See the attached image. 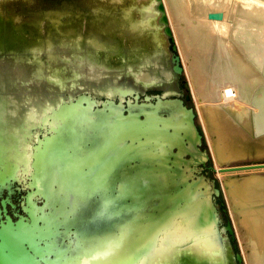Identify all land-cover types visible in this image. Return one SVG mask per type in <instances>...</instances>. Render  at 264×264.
I'll return each instance as SVG.
<instances>
[{
  "label": "water",
  "instance_id": "water-1",
  "mask_svg": "<svg viewBox=\"0 0 264 264\" xmlns=\"http://www.w3.org/2000/svg\"><path fill=\"white\" fill-rule=\"evenodd\" d=\"M176 49L178 77L184 68ZM12 51L7 44L6 55ZM7 59L0 68L13 67ZM36 85L20 84L25 94L45 90ZM136 90L118 84L101 106L87 94L64 103L84 108L67 127L51 119L57 109L46 110L53 133L32 153L30 216L0 233V264H228L223 231L234 236V229L230 221L221 227L213 195L222 190L199 166L211 154L194 107L176 91L154 102ZM58 136L65 141L54 146Z\"/></svg>",
  "mask_w": 264,
  "mask_h": 264
},
{
  "label": "rangeland",
  "instance_id": "rangeland-1",
  "mask_svg": "<svg viewBox=\"0 0 264 264\" xmlns=\"http://www.w3.org/2000/svg\"><path fill=\"white\" fill-rule=\"evenodd\" d=\"M150 1L152 0H134L133 2L136 4L134 11L140 12ZM238 2L239 0H212V3L203 6L196 3L195 0H178L179 10L169 0H164L162 3L167 9L169 24L173 30V40L165 35L163 25L161 24L160 33L162 41L160 46L141 50L140 57L134 61H129V58H125V63L122 64L123 66L117 62L113 64L106 63L104 58L98 60L96 55L90 53L93 59L89 58L90 55L86 54L84 60H87V64L85 66H73L67 61L63 62L62 69L58 72L60 80L52 79L56 82L53 85H47L45 83L46 79L51 80V70L48 67L36 69L33 82H31L33 83L32 85L37 84L38 86H35L37 88L43 86L49 89L54 88L55 92H52L50 96L57 97L63 94L80 93L78 89H81L86 83L85 86H88V88L89 85H91V91L94 92L96 90L98 92V85L103 83L101 85H106L111 89L118 84L134 86V88L137 89L136 91L139 92V96L140 93L142 95L149 93L150 96L154 98L156 95L168 91L169 89L167 87L169 85L161 81L146 83L144 80L138 78V73L136 74L135 71H131L129 66L135 70L137 68L148 69L152 75H155L158 73L160 67L156 62L155 64L153 63L156 59V61H164L166 67L170 68L172 67L171 57L173 44H176L177 49L175 51L180 56V61L184 70L178 77L177 74L174 75L170 89L173 92H178L181 97L185 98L189 107H194L199 129L201 133L204 134V144L202 148L207 149L211 154V159L206 165L200 164L199 166L201 167L202 174L216 178V186L222 190L220 196L213 195L214 201L219 208L221 227L223 228L227 225L228 221L233 225L234 236L228 231H223L224 241L226 243L225 255L227 262L228 264H240L236 257V254L239 252L242 255L243 264H264V248L262 250V246L256 245V235L252 231V225L247 222L250 206L264 208V125H259L256 122V111L258 110V106L253 94L255 90L253 87L248 86L252 78L251 75L258 77L260 82L264 81V76L262 71L258 68L252 73H249V75L239 73L236 80L233 81L232 78H228L229 81L225 84L230 87L234 93L232 94V99L225 101L219 94L213 97V95H211L209 78L212 74V62L209 60L205 70L202 71L200 67L201 60L196 53L197 49L193 48L194 44L191 42L192 28H195L194 32H196L197 35L199 34V36L203 37L208 31V27L205 26L204 21L210 20L216 24H221L222 28L226 31L220 35L217 33L216 37L221 36L227 43H231L234 49L240 52L244 57L245 51L242 50L238 41L233 37L234 29L237 24L234 5ZM254 2L262 5V8H264V0H254ZM155 10L156 8L153 10V13H155ZM157 16H159V14ZM157 16L155 19L158 18ZM2 24L7 26L10 23L6 19ZM10 31L11 30L7 28V34L10 38L6 36L8 39L6 38L5 41L7 44L16 43ZM118 39L119 38L115 39L113 42L121 46L123 51L129 53L128 50L132 42L126 41L120 43L117 41ZM214 49L215 46H212L211 51ZM18 54H25L24 50L20 48ZM26 54L29 55L30 52ZM26 58H23L24 62H27ZM211 60L213 59L211 58ZM18 63L19 68L24 73V78L33 76L29 74L31 67L28 64H26L28 66L23 65V69L20 65L21 63ZM29 63L32 64V62ZM108 66H112V69H106L109 68ZM224 67H226V65H224ZM230 68H232L234 73L238 71L235 66H230ZM245 72L247 73V71ZM151 85H153V87ZM108 90L110 89L106 88L105 91ZM100 95L103 97V94ZM142 95L140 97H142ZM187 95H190L191 99H188L186 97ZM127 97L129 96H126V98ZM117 98L118 97H116V101H119ZM212 106H218L216 113L219 115V121H221V123L223 122L222 125L214 124L212 115H210V108ZM82 111H84L83 106L63 105L58 110L51 112V119H53V116L56 118L58 117L62 119L59 127H67L71 125L72 122H79L80 119L77 116L80 115ZM222 131L231 133L235 152L230 156H224L222 152L225 144ZM60 138L62 137H59L58 140L55 141L53 144L54 146L61 141H65L60 140ZM201 158H203V156H201ZM217 166H221L223 171H228V174L218 171ZM209 167L215 169H210ZM232 185L236 193L239 192V195L242 193L243 199L239 196L240 201L235 200L236 195L231 187ZM251 189L252 193L250 194L249 190ZM242 191L246 192L243 193ZM248 193L249 196L246 199ZM245 194L247 195L245 196ZM118 236L119 234L113 238V241L116 243L121 240Z\"/></svg>",
  "mask_w": 264,
  "mask_h": 264
},
{
  "label": "bare ground",
  "instance_id": "bare-ground-1",
  "mask_svg": "<svg viewBox=\"0 0 264 264\" xmlns=\"http://www.w3.org/2000/svg\"><path fill=\"white\" fill-rule=\"evenodd\" d=\"M133 1L0 0V65H5L7 58L13 65L8 70L0 68V72L6 73L10 80L17 77L22 83L29 77L27 76L25 80H22L20 75H24V73L19 68L18 62L21 63L23 69L24 66L29 65L31 67L29 74L33 76L29 78L26 84L31 85L36 69L48 67L51 70V80L46 79V82H44L47 85H53L56 82L52 79L60 80L58 72L62 69L63 62L67 61L73 66H85L87 64V60H84L86 54L93 53L98 60L104 58L106 63L113 64L117 62L121 66L125 63V58L134 61L140 57L141 50L160 46L162 41L161 24L165 35L168 36L166 25L169 26L172 35L173 30L169 24L166 8L167 24L163 21V10L159 5L164 0H152L149 3L150 5H145L146 7L140 12L134 11L136 4ZM169 1L180 10L178 0ZM195 2L205 6V4L212 3V0H195ZM262 7L254 0H239L234 5L237 24L233 37L238 41L242 50L245 51L244 57L234 49L231 43H227L221 36L216 37L217 33L220 35L226 32L221 24H216L210 20L204 21L208 31L203 37L197 35L194 32L195 28H192L191 42L194 44L193 48L197 49L195 51L201 60V70H205L209 60L213 65L212 74L209 77L213 97L219 94L225 101L232 99L234 93L225 84L229 81L228 78H232L233 81L236 80L239 73L249 75L258 68L264 76V8ZM155 8V13H153ZM158 14L159 16H157ZM156 16L157 19H155ZM6 19L10 24L4 26L2 22ZM7 28L11 30V35L17 43L9 44L14 50L10 55H6L7 43L5 39L10 38L7 34ZM117 38L120 39L117 40L120 43L132 42L128 50L129 53L123 51L121 46L113 42ZM212 46H215L213 51H211ZM17 47L22 48L25 54H18L20 48ZM29 52V55L26 54ZM23 58H26L27 62H24ZM89 58L93 59V56L90 55ZM29 62H32V64ZM155 62L160 66L158 73L155 75H152L148 69L137 68L135 70L131 66L129 68L131 71H135L136 74L138 73L137 77L146 83L155 81L167 83L169 85L167 87L168 91H171L173 77L177 74L174 61H172V67L170 68L166 67L164 61H156L155 59L153 63L155 64ZM230 66H235L238 71L234 73ZM108 67L106 69H112V66ZM251 77L248 86L253 87L255 90L253 94L258 106L256 122L259 125H264V81L260 82L258 77L252 75ZM217 109L218 106H212L210 115H212L214 124L222 125L223 122L219 121V115L216 113ZM222 133L225 139L223 155L230 156L235 152L231 133L227 131H222ZM222 169L221 166H217L218 171L228 172ZM231 187L233 188V185ZM233 191L236 195L235 200L240 201V198L243 199L242 193L239 195V192L236 193L234 188ZM249 191L251 194L252 189ZM242 192L245 193L246 191ZM249 193L248 195L245 194V196L247 195L246 199ZM247 222L252 225V231L256 235V245L262 246L263 250L264 208L250 206Z\"/></svg>",
  "mask_w": 264,
  "mask_h": 264
},
{
  "label": "flooded vegetation",
  "instance_id": "flooded-vegetation-1",
  "mask_svg": "<svg viewBox=\"0 0 264 264\" xmlns=\"http://www.w3.org/2000/svg\"><path fill=\"white\" fill-rule=\"evenodd\" d=\"M7 76L6 73L0 72V233L12 222L30 216L26 209L30 206L29 190L34 160L32 153L40 138L53 133L50 130L51 123H45L42 119L46 110H58L64 103L77 102L82 94L90 95L100 106L102 101L108 98L104 94L107 86L101 85L103 83L98 85V92L91 91V85L88 88L86 83L78 89L80 93L77 94L50 96L55 92L54 88L49 89L46 86L42 92L32 89V93L25 94L22 87L18 86L19 78L7 80ZM100 94H103V97ZM147 94L149 93H140V99L144 100ZM183 99L186 103V99ZM156 100L155 96L153 101ZM84 104L88 102L85 101ZM37 202L43 204L42 199Z\"/></svg>",
  "mask_w": 264,
  "mask_h": 264
}]
</instances>
